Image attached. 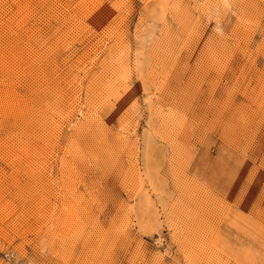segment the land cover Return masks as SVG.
Listing matches in <instances>:
<instances>
[{"label": "rangeland", "instance_id": "1", "mask_svg": "<svg viewBox=\"0 0 264 264\" xmlns=\"http://www.w3.org/2000/svg\"><path fill=\"white\" fill-rule=\"evenodd\" d=\"M0 264H264V0H0Z\"/></svg>", "mask_w": 264, "mask_h": 264}]
</instances>
